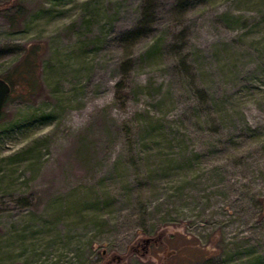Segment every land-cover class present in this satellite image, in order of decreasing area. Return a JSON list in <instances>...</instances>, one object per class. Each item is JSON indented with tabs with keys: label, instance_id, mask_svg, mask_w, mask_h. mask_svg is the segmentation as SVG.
Masks as SVG:
<instances>
[{
	"label": "rangeland",
	"instance_id": "374dc122",
	"mask_svg": "<svg viewBox=\"0 0 264 264\" xmlns=\"http://www.w3.org/2000/svg\"><path fill=\"white\" fill-rule=\"evenodd\" d=\"M27 57L0 264H264V0H0Z\"/></svg>",
	"mask_w": 264,
	"mask_h": 264
},
{
	"label": "trees",
	"instance_id": "16d2710c",
	"mask_svg": "<svg viewBox=\"0 0 264 264\" xmlns=\"http://www.w3.org/2000/svg\"><path fill=\"white\" fill-rule=\"evenodd\" d=\"M23 13H24V8L20 3H18L16 6V10L11 15L12 21H14V19L17 20L20 17V15ZM11 72L12 73L2 74L1 76L4 77L7 81H9L12 88L15 82L13 77L14 75L19 77L21 76L23 78L26 77L28 82L31 83L33 81V76L35 73V65L30 63L29 58L27 57L22 63H19L17 66H15V68Z\"/></svg>",
	"mask_w": 264,
	"mask_h": 264
},
{
	"label": "water",
	"instance_id": "95a60500",
	"mask_svg": "<svg viewBox=\"0 0 264 264\" xmlns=\"http://www.w3.org/2000/svg\"><path fill=\"white\" fill-rule=\"evenodd\" d=\"M12 91V86L4 77L0 76V118L3 114L5 104ZM149 240V239H148Z\"/></svg>",
	"mask_w": 264,
	"mask_h": 264
},
{
	"label": "flooded vegetation",
	"instance_id": "af4514ba",
	"mask_svg": "<svg viewBox=\"0 0 264 264\" xmlns=\"http://www.w3.org/2000/svg\"><path fill=\"white\" fill-rule=\"evenodd\" d=\"M151 240H153V239H151ZM150 240H148V242H149ZM151 242V241H150ZM141 243V242H140ZM133 249L135 250V251H137V252H140V250H144L145 251V248H143V247H141V245H139V244H137L136 246H134L133 247ZM143 251V252H144ZM104 253H106V251H104ZM115 256L114 255H112V258H114ZM116 257H118L119 258V256H116Z\"/></svg>",
	"mask_w": 264,
	"mask_h": 264
},
{
	"label": "bare ground",
	"instance_id": "6f19581e",
	"mask_svg": "<svg viewBox=\"0 0 264 264\" xmlns=\"http://www.w3.org/2000/svg\"><path fill=\"white\" fill-rule=\"evenodd\" d=\"M252 113V112H251ZM256 114V113H255ZM254 117V116H253Z\"/></svg>",
	"mask_w": 264,
	"mask_h": 264
}]
</instances>
